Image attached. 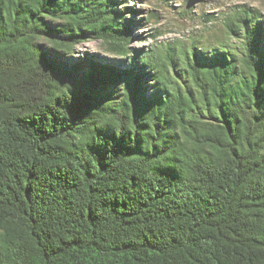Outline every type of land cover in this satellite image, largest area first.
Returning a JSON list of instances; mask_svg holds the SVG:
<instances>
[{
	"label": "trees",
	"instance_id": "trees-1",
	"mask_svg": "<svg viewBox=\"0 0 264 264\" xmlns=\"http://www.w3.org/2000/svg\"><path fill=\"white\" fill-rule=\"evenodd\" d=\"M129 1L0 0V264H264V15L133 50Z\"/></svg>",
	"mask_w": 264,
	"mask_h": 264
},
{
	"label": "rangeland",
	"instance_id": "rangeland-1",
	"mask_svg": "<svg viewBox=\"0 0 264 264\" xmlns=\"http://www.w3.org/2000/svg\"><path fill=\"white\" fill-rule=\"evenodd\" d=\"M127 5L136 10V14H128V17L142 20L133 30L135 38L131 49L157 52L166 44H188L192 39L216 36L225 16L235 8L247 6L264 15V0H133ZM208 15L213 16L209 21ZM98 45L94 41L82 44L77 56L88 52L106 59L113 58L102 54Z\"/></svg>",
	"mask_w": 264,
	"mask_h": 264
}]
</instances>
